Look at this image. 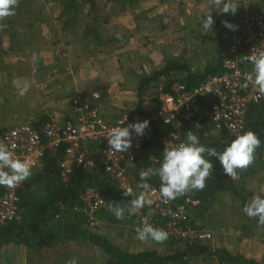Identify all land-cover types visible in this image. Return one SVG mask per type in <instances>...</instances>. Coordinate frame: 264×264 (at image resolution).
<instances>
[{
	"label": "rangeland",
	"instance_id": "1",
	"mask_svg": "<svg viewBox=\"0 0 264 264\" xmlns=\"http://www.w3.org/2000/svg\"><path fill=\"white\" fill-rule=\"evenodd\" d=\"M234 3L238 7L233 15L220 12V8H210L209 0H134L131 3L122 0H19L15 15L2 22L7 27L0 31V117L11 116V104L15 119L32 116L33 120L24 121L41 128L49 115L57 118L50 109V95L54 93L50 82L60 71L71 75L70 70L75 68L73 63L81 62L78 65L86 67L91 61L98 68L108 69V74L103 76L109 78L110 83L98 82L101 74H95L96 79L78 87L81 90H74V95L87 96L85 98L109 118L126 111L141 121H144L143 117L155 119L162 133L160 143L164 151L165 126L154 115L160 94L167 91L174 80H183L189 85L190 74L196 76L197 83L200 82L202 78L199 76L207 66L214 65L219 70V63L227 53L229 35L236 28L238 12L264 11V0H234ZM209 10L215 23L206 32L202 21ZM223 21L231 23L234 29L226 28ZM33 53L39 57L38 62L32 61ZM91 58L96 59L89 60ZM168 61H176L183 68L171 69L151 79L153 73L161 70ZM25 73H32L31 76L39 79H36L32 91L21 97L13 80H22ZM47 75H50L48 80ZM142 79L148 81L141 87ZM120 93L124 104L118 102L120 105L115 106L113 99ZM102 94L112 98V102H105L114 109L109 113L102 110L99 101ZM8 127L0 128V131ZM194 134L205 147L230 141V137L215 130L209 122ZM146 137L145 129L143 142ZM89 150L93 153L94 147L89 146ZM263 151L264 142L254 163L247 169H238L237 178H229L238 194L232 189L222 190L209 197L203 196V200L201 195H196L200 192L193 190L176 198V203L186 195L200 199L198 212L188 225L194 231L191 238H177L164 219L155 215L150 224L164 229L168 233L167 240L163 243L151 239L141 241L136 238L139 224L127 212L124 219H117L109 211V201L107 209L96 214L94 226H89L82 214L73 213L67 217L77 221L83 219L81 226L88 232L103 236L129 252L153 251L163 257L181 253L190 245L206 249L204 253L177 261L166 260L163 264H264V227H258L257 219L249 218L243 212L253 195H264V189L253 185L264 173ZM205 158L210 159L206 153ZM157 159L163 160V152ZM133 163L126 167V173L138 191ZM100 165L98 163L96 170ZM40 166L41 160L32 172ZM259 167L258 171L256 168ZM39 187H33L35 195L42 194ZM128 202L119 205L125 207ZM205 234L209 236H203ZM73 257L78 258L79 264H118L99 246L82 239L61 238L37 246L0 245V264H66Z\"/></svg>",
	"mask_w": 264,
	"mask_h": 264
},
{
	"label": "built area",
	"instance_id": "2",
	"mask_svg": "<svg viewBox=\"0 0 264 264\" xmlns=\"http://www.w3.org/2000/svg\"><path fill=\"white\" fill-rule=\"evenodd\" d=\"M235 25V30L229 35L227 53L219 63V73L206 75L195 85L174 80L168 90L160 94L159 106L154 115L165 126V148L185 142L188 131L195 133L207 122L215 130L236 138L244 130L248 107L264 103V96L257 100V90L246 81V74L252 73L253 65L243 59V56L251 54L254 49H264V11H240ZM49 78L50 75H47L46 80ZM70 103V114L64 120L60 121L49 115L41 128L29 121L20 122L0 131V140L5 141L17 157L29 161L32 169L39 165L46 148L52 149L64 144L59 163L62 181L68 179L75 165L86 171H93L100 163L99 167L112 178L116 189L124 194L125 189L131 188V200L135 199L141 190H135L126 167L134 162L136 152L142 145L143 135L132 131V146L124 153L111 149L105 135L111 128L127 127L130 123L143 121L126 111H120L115 117L109 118L89 98L79 95L73 96ZM121 121L125 123L120 125ZM89 146L94 147L93 153ZM21 187L22 183L15 188L0 186V229L21 218ZM151 188L153 191L149 195L153 204L145 205L130 217L139 226H143L145 220L150 223L155 215H159L177 238H191L194 231L188 225L198 212L200 199L186 195L180 203H176V199L165 202L159 194L160 186L151 184ZM130 202L125 204V208ZM107 206V197L95 186L88 185L80 191L70 210L82 214L87 224L94 226L97 222L96 214L106 210ZM65 210L66 207L58 203L55 218Z\"/></svg>",
	"mask_w": 264,
	"mask_h": 264
},
{
	"label": "trees",
	"instance_id": "3",
	"mask_svg": "<svg viewBox=\"0 0 264 264\" xmlns=\"http://www.w3.org/2000/svg\"><path fill=\"white\" fill-rule=\"evenodd\" d=\"M122 2L131 3L134 0H122ZM69 5L71 4L69 3ZM180 68H183V66L179 65L178 62L168 61L161 70L153 73L150 78H156L158 75L167 73L171 69ZM219 72L220 70H217L214 65L207 66L199 77L203 79L206 75L217 74ZM189 79V85L197 83L196 76L190 74ZM147 81V79H142L141 87ZM139 106L140 103L137 109ZM245 118L243 133L253 131L257 134L261 141L260 147L256 150V153H259L264 142V103L250 105ZM142 119L148 120L149 126L146 128L147 137L137 151L133 163L136 184L140 182L139 172L141 169L160 166L162 159L160 161V159H157V156L160 157L163 152L160 143L162 133L158 122L155 119H148L146 117ZM229 139L230 141L209 144L206 148H215L218 152H222L235 138ZM63 152L64 144H60L53 151L48 148L44 150L40 169L32 172L31 177L22 183V187L19 190L21 218L17 221H11L0 229V245L4 243H21L27 246H37L43 243H52L61 238L82 239L99 246L109 259L116 260L118 264H141L143 262L163 264L166 260L177 261L178 259L190 255H198L206 251L204 247L196 248L194 245H190L181 253L163 257L158 256L153 251L129 252L113 245L103 236L88 232L81 226L83 219L79 221L68 219L67 215L74 213L70 209L77 201L78 194L88 185L96 186L107 197L110 205L128 202L130 198L116 190L115 184L104 173L102 167L98 170L86 171L81 166L75 165L69 178L66 181H62L59 176V163ZM209 158L214 165V172L206 179L203 190H194L200 192V194L196 193V195H201L200 198L202 197L203 199V196L209 197L213 192L228 191V189H232L235 194H238L239 191L234 182L224 173L219 160L215 157ZM149 183L157 186L161 184L158 176L152 177ZM36 186H40L42 194L35 195L33 193L32 189ZM58 203H62L66 207V210L59 217L55 218L54 215L58 211ZM51 220H53L52 223L49 222Z\"/></svg>",
	"mask_w": 264,
	"mask_h": 264
},
{
	"label": "clouds",
	"instance_id": "4",
	"mask_svg": "<svg viewBox=\"0 0 264 264\" xmlns=\"http://www.w3.org/2000/svg\"><path fill=\"white\" fill-rule=\"evenodd\" d=\"M211 7L220 8L222 13L235 14L237 5L234 0H209ZM19 6V0H0V31L7 27L2 23L5 19L14 16L15 10ZM215 21L211 10H209L202 21V27L207 32L213 28ZM228 29H234V26L228 21L222 22ZM32 61L38 62L39 57L36 53L32 54ZM244 61L253 65L252 73L246 74V81L251 83L257 90V100L264 96V49L243 56ZM13 85L18 89L19 96L23 97L29 91L30 82L16 78ZM247 86V85H245ZM167 122V121H166ZM125 121H121L120 125ZM149 126V121L130 123L127 127H114L108 130L105 135L108 145L116 152L124 153L132 146L131 132L137 135H144L145 129ZM261 141L253 131H247L239 134L227 145L222 152L215 148H206L199 142V138L193 132L188 131L186 141L181 142L174 147H166L163 151V160L159 167H148L139 172L140 182L137 188L141 191L132 199L127 208L119 204L110 205L109 211L117 219H124L125 212L129 216L135 215L145 205L151 206L153 200L149 193L153 191L149 180L152 177H159L161 182L159 194L165 202L181 197L193 190H203L206 179L211 175L214 165L210 159L205 158V153L209 157H215L219 160L224 173L230 178H237L238 169L243 170L250 167L256 158V150L260 147ZM14 147V146H13ZM32 175V164L16 156L9 145L0 140V186L15 188ZM133 190L127 188L124 190L125 196H131ZM243 212L249 218H256L258 227H264V195H253L249 202L243 208ZM137 239L147 241L154 240L157 243H163L168 238V233L158 227H154L147 220L143 226L136 228ZM66 264H79L78 258L73 257L66 261Z\"/></svg>",
	"mask_w": 264,
	"mask_h": 264
},
{
	"label": "crops",
	"instance_id": "5",
	"mask_svg": "<svg viewBox=\"0 0 264 264\" xmlns=\"http://www.w3.org/2000/svg\"><path fill=\"white\" fill-rule=\"evenodd\" d=\"M95 35V34H94ZM88 36V35H87ZM96 59V58H95ZM94 58H91L89 60H95ZM78 64H81L78 63ZM77 63H73L74 70H70V74L68 75V73L64 74L63 72L60 71V74H58L51 82H50V86H51V90L54 91V93L52 92L50 97H51V105H50V109L53 111V113L57 116V118H59L60 120H64L66 118V116L68 114H70V110H71V98L74 95V90H81L78 87H83L88 85L89 83L93 82L96 79L95 74H101L99 76V80L98 82L103 83V81L105 83H110L109 82V78L103 76L108 74V69L103 67L98 68L97 64H94L93 62H88L87 66L84 67L82 65H78ZM79 68V69H77ZM66 71V69H64ZM40 73V71H38V74ZM28 74V76L26 75ZM24 78L22 79V81L26 80L28 82H30L31 87L29 89L28 92L32 91L33 86L35 85V81L37 78L31 76L32 73H25ZM42 75V73H41ZM35 76V75H34ZM40 76V75H39ZM31 79H33L31 81ZM27 92V95H28ZM41 92V91H40ZM42 96V95H41ZM83 96V95H82ZM83 97H87V96H83ZM112 98H106V96L104 97V94L101 95L100 97V102H102V110L105 111V113H109L112 110H114L112 107H109L108 104H106L105 102L107 101L108 103L112 102L111 101ZM53 100V101H52ZM113 105L115 106H119L120 104H124L122 102V94H117L115 97V100L113 99ZM118 102L120 104H118ZM10 103V102H8ZM6 106V105H5ZM10 106V113L11 116L9 117V114L7 116H2L0 117V128H4V127H8V126H13L17 123L23 122L24 120H33L34 118H32V116L30 117H25L24 120L23 119H15V114H14V107H11V104H9ZM122 106V105H121ZM9 110V109H8ZM6 114L5 112H3V115ZM31 118V119H30ZM264 152V151H263ZM262 152V158L264 161V155ZM258 171L259 168H256ZM264 171V170H263ZM253 185H256L258 187H261V189H264V173L261 174V179L259 181H256Z\"/></svg>",
	"mask_w": 264,
	"mask_h": 264
}]
</instances>
